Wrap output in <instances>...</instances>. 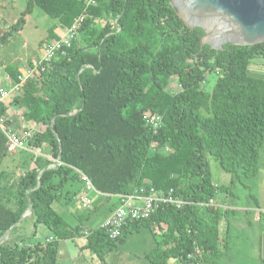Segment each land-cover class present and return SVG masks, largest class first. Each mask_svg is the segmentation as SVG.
<instances>
[{
    "label": "trees",
    "instance_id": "obj_1",
    "mask_svg": "<svg viewBox=\"0 0 264 264\" xmlns=\"http://www.w3.org/2000/svg\"><path fill=\"white\" fill-rule=\"evenodd\" d=\"M35 7L68 27L85 12L81 30L102 21L86 44L72 43L51 68L22 83V94L0 102V119L16 103L34 123L30 146L45 145L55 158L61 151L58 166L35 156L34 165L17 175L5 169L11 153L0 127V236L19 226L32 208V236L44 224L51 238L34 248L23 245L26 236L0 243V264H57L61 241L79 238L86 239L81 249L110 264L119 244L153 224L165 228L155 235L148 264H189L195 245L203 251V264H214L223 212L199 203L230 189L214 183L208 155L235 178L257 174L264 146V78L251 75L248 66L264 57V43H228L223 50L202 46L203 30L186 26L170 0H97L90 6L87 0H27L18 21L0 34V45ZM207 73L217 75L211 90ZM173 76L179 91L168 89ZM146 113L163 116L156 132L143 119ZM79 171L117 205L118 195L140 187L172 188L193 203L165 205L146 220L129 222L122 236L112 239L101 225L85 228L96 206L80 213L78 223L60 210L78 193L71 190L79 184Z\"/></svg>",
    "mask_w": 264,
    "mask_h": 264
},
{
    "label": "rangeland",
    "instance_id": "obj_2",
    "mask_svg": "<svg viewBox=\"0 0 264 264\" xmlns=\"http://www.w3.org/2000/svg\"><path fill=\"white\" fill-rule=\"evenodd\" d=\"M26 5L27 0H0V34L4 33L12 24L18 21L22 12L25 10ZM101 21L102 20H98L93 23L88 27V29H78L77 36L73 40V44H86L88 42V38L92 34L91 31L95 28H99L101 26ZM67 27L68 26L62 25L58 19L51 17L39 7H35L31 13L25 14L23 25L9 36L5 45H0V72L2 73L1 79H4L2 82L5 85L4 87L7 85L10 86L11 81H17L18 76L21 73H25L29 67H33L39 60L40 55H43V48L45 44L60 39ZM56 36L60 37L55 38ZM65 49L67 48L60 51L54 60L58 59L60 53H65ZM248 72L253 76L264 78V57L253 59L248 66ZM207 77L208 82L206 83V87L211 90L214 82L216 81L217 75L214 73H207ZM168 89H172V91H179L181 89V85L178 82V76L170 78V85L168 86ZM19 93L22 94L23 90L20 89L19 92L14 91L9 97H17ZM4 118L5 116L0 119V127L2 125L6 129L15 132V129L19 127L18 123L16 125H12L13 127H11ZM25 125L26 124H20V131L24 134L29 131V127H26ZM32 137L25 136V139L28 142ZM43 148L46 149L47 146L44 145L37 147L36 149L30 146L28 150L20 149L12 152L9 156L11 160L7 163L5 169L12 172L15 171L16 174L27 172V169L34 165V157L37 155L35 152H31L30 149L41 150L43 153L45 152ZM46 152L48 155L46 158H49L52 161L49 167L58 166V158L52 157L48 148L46 149ZM162 152L166 153L168 150H162ZM19 156L20 159H18ZM41 157L44 156L42 155ZM208 161L210 163L214 183L216 185H226L229 187L228 189H230V192L228 190L220 191L215 198L216 205H218L220 211L223 212L221 213V221L223 220L224 215H230L225 211L226 204L235 207V210L231 213V215H253V210L257 209V205L264 208V146L261 150L258 172L252 177L242 175L240 178H235L234 174L228 173L222 169L219 161L210 154L208 155ZM232 178L235 180L234 182L232 181ZM77 181L79 184L71 190V193L74 191L79 193L84 190L86 192V188L84 187V183L80 176ZM113 198L115 197H112L111 199ZM117 202L118 201L115 199L112 202H109V200H106L103 196L97 197L94 202V207L96 206L94 210L97 209L98 211L92 213V218L84 223L86 230L90 231L98 225H102L105 219L112 213L113 209L117 205ZM242 207L250 209L242 211ZM60 210L65 212L66 217L71 219L70 222L73 221V223H78L76 218L79 219L80 213L85 212L77 207L75 200L70 205H62ZM222 226H224V223H221V228ZM35 228L36 227L31 218V213L28 212L26 213L25 219L21 221L19 226L15 227L8 234L0 236V243L12 244L16 242V240L18 241L22 237L26 236L27 242L23 245L34 248L38 244H44V241H48V239L51 240L48 234L50 230L46 225L41 224L37 226L38 231L36 237L32 236ZM164 228L165 226L161 227L159 224H153V228H143L139 232L132 233L124 243L119 244L116 251H113L109 255L108 262L110 264H148V258L146 255L157 246L158 236L155 235H160ZM85 240V238H79L74 241L70 239L62 240L57 264H100L98 257L95 254L92 255L93 253L89 249H81V246L86 243Z\"/></svg>",
    "mask_w": 264,
    "mask_h": 264
},
{
    "label": "built area",
    "instance_id": "obj_3",
    "mask_svg": "<svg viewBox=\"0 0 264 264\" xmlns=\"http://www.w3.org/2000/svg\"><path fill=\"white\" fill-rule=\"evenodd\" d=\"M96 1L97 0H87V6L96 4ZM85 17L86 13L83 12L69 27H67L60 39L45 44L42 57L34 64L33 67H29L25 73H21L18 76L17 81H12L10 86L7 85L6 87H0V102L11 96L12 92H19V90L22 89V83H24L27 78L35 75L38 70L44 71L46 68H51V63L55 59L56 55L64 48H70L72 46L73 40L77 36L79 26ZM143 119L155 132L163 123V116L161 114L146 113L143 116ZM1 127L7 135L8 140L6 145L9 153L20 149L28 150L30 148V145L28 147L25 136L32 137L34 133L33 131L29 130L25 132V134L23 133L21 135L9 131L2 125ZM30 151H32V149H30ZM59 164H61V161H59ZM79 176L84 183L86 192L85 190L83 192H79L74 196V200L77 203L78 208L82 210L92 209L96 198L102 194L94 188L91 179L86 174L79 171ZM118 198L119 204L117 205L116 210L109 215L101 225L105 227L107 233L112 239L122 236L124 228L129 222L134 220H146L150 218L151 215L159 208L165 205L171 204L176 208H181L184 205L193 203L191 201H186L179 195H176L172 188L169 191H165L154 187H150L149 190L144 187H140L135 189L131 194L118 195ZM199 205L216 206V204H212L211 200L209 203L201 202ZM202 255L203 251L200 246L195 245L194 250L191 251L187 257L189 264H203Z\"/></svg>",
    "mask_w": 264,
    "mask_h": 264
},
{
    "label": "water",
    "instance_id": "obj_4",
    "mask_svg": "<svg viewBox=\"0 0 264 264\" xmlns=\"http://www.w3.org/2000/svg\"><path fill=\"white\" fill-rule=\"evenodd\" d=\"M170 4L186 26L203 30L202 46L223 50L228 43H264V0H170Z\"/></svg>",
    "mask_w": 264,
    "mask_h": 264
},
{
    "label": "crops",
    "instance_id": "obj_5",
    "mask_svg": "<svg viewBox=\"0 0 264 264\" xmlns=\"http://www.w3.org/2000/svg\"><path fill=\"white\" fill-rule=\"evenodd\" d=\"M1 75L0 72V87H4L5 85L2 83L4 79H1ZM23 110L18 104L13 103L8 108L4 118L11 127L18 123L19 127L15 129V132L19 134H23L20 131V124H26L25 126L29 127V130L34 131L32 127L34 123L29 124L26 121ZM46 149L43 148L45 151L43 153L41 150L34 149L31 152H35L36 156L48 157ZM215 198L211 199L212 204H216ZM210 207L217 209L218 205H211ZM225 208L233 212L235 210V207L229 204H226ZM256 208V210H253V215H224L223 220L219 222L221 234L219 248L213 260L210 261H215L214 264H264V208L260 205H257ZM241 209L247 211L250 208L242 207ZM221 223H224L222 228ZM173 264L179 263L173 261Z\"/></svg>",
    "mask_w": 264,
    "mask_h": 264
}]
</instances>
